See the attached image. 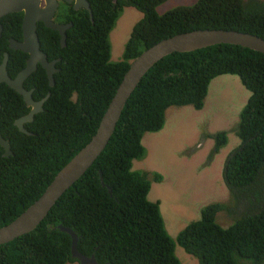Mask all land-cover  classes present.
<instances>
[{
	"label": "trees",
	"instance_id": "1",
	"mask_svg": "<svg viewBox=\"0 0 264 264\" xmlns=\"http://www.w3.org/2000/svg\"><path fill=\"white\" fill-rule=\"evenodd\" d=\"M167 1L98 0L93 16L71 10L73 18L62 15L60 20L73 23L66 47L59 32L39 26L41 50L49 61L61 59L56 66L60 72L54 75V87L41 65L25 82L26 88L35 89L36 100L51 93L43 111L25 124L30 134L15 125L29 108L6 84L0 90V128L12 148L5 156L0 145V228L34 204L92 140L132 62L145 50L177 34L205 29L264 39L263 1L199 0L160 15L157 8ZM126 6L145 17L135 25L122 60L112 62L110 35ZM11 52L10 73L15 77L29 56L21 51L18 58V52ZM223 75L240 77L251 93L240 114L241 144L224 170L241 216L223 228L217 217L229 207L211 204L178 241L201 264H264V54L233 45L174 53L157 63L129 99L104 153L33 232L0 246V264L78 262L72 237L60 225L75 231L79 251L94 255L98 264H182L165 228L161 203L149 200L148 174L133 171V162L146 154L145 135L164 128L168 109L202 110L212 81ZM215 142L218 152L227 134L218 133ZM154 180L162 182L163 177L156 174Z\"/></svg>",
	"mask_w": 264,
	"mask_h": 264
},
{
	"label": "rangeland",
	"instance_id": "2",
	"mask_svg": "<svg viewBox=\"0 0 264 264\" xmlns=\"http://www.w3.org/2000/svg\"><path fill=\"white\" fill-rule=\"evenodd\" d=\"M198 1L168 0L157 11L164 15L180 6L195 5ZM251 1L245 0V3ZM144 17V13L136 8H123L110 35L112 62L122 60L135 25ZM250 95L240 77H217L210 85L204 108L174 106L168 109L164 128L145 135L143 145L146 154L133 162V171L148 174L152 185L149 200L161 203L165 228L175 242L176 256L182 264H201L186 252L178 238L192 222L201 219L204 208L215 203L229 207L217 217L223 228L230 227L241 216L225 182L224 170L227 160L241 144L237 130L240 114ZM218 133L227 134V143L215 152ZM155 173L163 177L162 182L152 178Z\"/></svg>",
	"mask_w": 264,
	"mask_h": 264
},
{
	"label": "water",
	"instance_id": "3",
	"mask_svg": "<svg viewBox=\"0 0 264 264\" xmlns=\"http://www.w3.org/2000/svg\"><path fill=\"white\" fill-rule=\"evenodd\" d=\"M45 1L46 7H39L40 0H9L10 6L2 7L1 13V16H4L11 12L25 11L22 26L24 39L22 42H18L15 49L21 50L29 56L27 66L16 79H12L5 73L3 75L4 81L12 89L22 94L28 106L32 107L29 115L15 121V125L25 134H30L25 128V124L32 122L35 115L43 111L51 94L49 93L41 102H35L32 97L34 90L27 91L23 84L37 71L39 65L46 70L51 87L55 86L54 75L60 72L56 65L61 59L49 61L48 56L41 50L38 34L39 23L42 22L45 27L59 32L62 47H66L67 31L73 26V23L64 25L55 22L54 16L58 8V1ZM33 3L36 4V7H33ZM88 8L91 12L90 7ZM217 45L240 46L264 54L263 38L249 33L223 29H205L177 34L145 50L132 62L92 140L57 174L53 182L34 204L9 225L0 228V246L33 232L50 214L61 197L99 159L112 139L129 99L145 75L157 63L174 53H189ZM0 145L5 149V156L12 154L10 141L3 137L1 128ZM58 229L72 237V255L80 264H97L94 255L89 258L79 251V237L75 231L63 225H60Z\"/></svg>",
	"mask_w": 264,
	"mask_h": 264
},
{
	"label": "flooded vegetation",
	"instance_id": "4",
	"mask_svg": "<svg viewBox=\"0 0 264 264\" xmlns=\"http://www.w3.org/2000/svg\"><path fill=\"white\" fill-rule=\"evenodd\" d=\"M57 1H58V5H57L58 8H57V11H56L55 16H54V21L55 22H57L59 24H64V23H62L60 21L62 15H64L67 18H73L72 14L69 12L71 10H74V11L80 13V9L78 7H79V5L81 3V0H57ZM84 1L87 3L88 7H90L91 12H92V8L91 7H93L95 2L98 1V0H84ZM9 6H10L9 0H0V90L3 89L5 84L9 88H11L8 85V83H6L4 81V76H3L4 73L7 74L12 79H16L17 76L21 73V71H23L26 68L25 67L21 71H18V73L15 75V77L11 76V73H10V61H11V57H12V52L11 51L18 52L17 53V57L18 58L21 55L20 54L21 50H16L15 46L18 44V42H22L23 39H24L23 27L22 26H23V22H24L25 11H22V12H11V13H8V14H6L4 16H1L2 9H3L2 7H9ZM33 7H36V4L33 3ZM39 7H46V1L45 0H40ZM91 12L89 11V13H91ZM41 24L44 25V23L40 22L39 26ZM64 25H67V24H64ZM39 26H38V29H39ZM20 28L22 30V33H20ZM19 66H20V62H18L17 65H14L13 68L16 70ZM26 66H27V61H26ZM23 87L27 91L34 90V92H35L34 88H32V89L26 88L25 87V83L23 84ZM13 90L17 93V95H19L22 98V100L25 103L26 107L29 108V113L27 114V115H29L30 112L32 111V107L28 106V104H27V102H26V100H25V98L23 97L22 94H20L15 89H13ZM34 92H33L32 97H33V100L35 102H41L50 93L49 92L43 99L36 100L34 98ZM5 95H6V93L3 94V96H1V97L4 99ZM3 108H4V106L0 102V118H1V113H2V109ZM24 116H26V115H24ZM24 116H22V117H24ZM152 178H154V176H152ZM97 264H98V262H97Z\"/></svg>",
	"mask_w": 264,
	"mask_h": 264
},
{
	"label": "clouds",
	"instance_id": "5",
	"mask_svg": "<svg viewBox=\"0 0 264 264\" xmlns=\"http://www.w3.org/2000/svg\"><path fill=\"white\" fill-rule=\"evenodd\" d=\"M117 2V0H114V3H116ZM79 9H80V11H89L88 9V5H87V3L84 1V0H81V3H80V5H79V7H78ZM92 8V12L90 13V15H92L93 16V7H91ZM91 10V9H90Z\"/></svg>",
	"mask_w": 264,
	"mask_h": 264
}]
</instances>
